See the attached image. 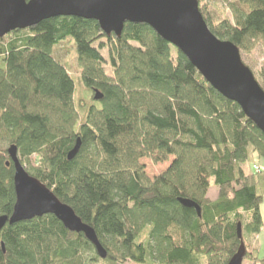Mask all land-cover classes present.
<instances>
[{
	"label": "trees",
	"instance_id": "16d2710c",
	"mask_svg": "<svg viewBox=\"0 0 264 264\" xmlns=\"http://www.w3.org/2000/svg\"><path fill=\"white\" fill-rule=\"evenodd\" d=\"M198 1L218 39L240 52L264 47V0ZM222 1L232 20L211 17L210 2ZM67 41L89 100L75 98V80L55 57ZM11 146L28 174L95 231L108 257L46 215L2 229L0 264H228L241 246L238 224L243 264H264L245 243L264 228V170L247 171L264 162V134L148 25L128 23L118 38L96 21L61 17L0 38V217L16 203ZM171 158L154 179L140 163Z\"/></svg>",
	"mask_w": 264,
	"mask_h": 264
},
{
	"label": "water",
	"instance_id": "95a60500",
	"mask_svg": "<svg viewBox=\"0 0 264 264\" xmlns=\"http://www.w3.org/2000/svg\"><path fill=\"white\" fill-rule=\"evenodd\" d=\"M61 17L96 21L103 33L118 38L128 23L148 25L182 52L213 89L239 105L245 116L264 134V89L243 63L240 50L210 31L198 0H0V38ZM102 99L103 96L96 91L95 100ZM80 147L81 141L78 140L68 154L69 160L78 155ZM8 154L15 171L16 203L10 217H0V232L7 224L53 215L70 232L84 234L99 257L106 259L108 253L95 231L83 223L71 207L61 203L50 189L28 174L19 160L17 147L11 146ZM10 164L8 162L7 167ZM180 203L201 215L200 207L194 202L180 200ZM237 235L241 246L228 264H243L246 256L241 224H238Z\"/></svg>",
	"mask_w": 264,
	"mask_h": 264
},
{
	"label": "rangeland",
	"instance_id": "374dc122",
	"mask_svg": "<svg viewBox=\"0 0 264 264\" xmlns=\"http://www.w3.org/2000/svg\"><path fill=\"white\" fill-rule=\"evenodd\" d=\"M207 3H209V0H206ZM211 7H214V9L211 11V17H215L218 20L222 19H230L232 20V13L229 9V6L226 2L217 3L216 5H213L214 2H210ZM203 5H205L203 3ZM200 6V5H199ZM214 19V20H215ZM216 20L215 22H217ZM103 55L107 57V52L103 51ZM241 59L243 63L252 71V73L255 76L256 81L259 83L260 87L264 89V83H262L258 76L262 71V68L264 67V47L260 45H254L250 52H240ZM55 57L58 61H60L68 70L69 74L74 78L76 83V93L75 98L81 99V100H89L90 93H88L81 84H79V77H80V68L77 64V58L74 50L73 43L71 42H63L60 44L56 50H55ZM173 161V158L170 159L168 163L164 164H154L149 159H142L140 163L145 167V172L147 176L150 179H154L155 177L163 174L168 170L171 163ZM33 165L37 163L36 157H33L32 159ZM260 164L259 166L253 168V166H248L247 171L258 173L260 170H264V162H258ZM26 168V167H25ZM250 168V170H249ZM259 168V169H258ZM258 169V170H257ZM216 195H218V191L215 187H212L208 192V198L210 200L216 198ZM261 217L264 223V201L260 208ZM250 241V240H249ZM246 245H249V248L252 250L253 248L259 249V254L261 259H264V228L260 235L251 240L250 243L248 240L245 241ZM127 264H131L130 262ZM247 264V263H246Z\"/></svg>",
	"mask_w": 264,
	"mask_h": 264
},
{
	"label": "crops",
	"instance_id": "0c3cea01",
	"mask_svg": "<svg viewBox=\"0 0 264 264\" xmlns=\"http://www.w3.org/2000/svg\"><path fill=\"white\" fill-rule=\"evenodd\" d=\"M217 198H218V195H216V198L212 199V201H215V200H217Z\"/></svg>",
	"mask_w": 264,
	"mask_h": 264
},
{
	"label": "built area",
	"instance_id": "2783aa9c",
	"mask_svg": "<svg viewBox=\"0 0 264 264\" xmlns=\"http://www.w3.org/2000/svg\"><path fill=\"white\" fill-rule=\"evenodd\" d=\"M258 170V169H257Z\"/></svg>",
	"mask_w": 264,
	"mask_h": 264
}]
</instances>
